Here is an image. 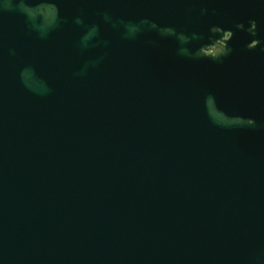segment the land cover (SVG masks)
Masks as SVG:
<instances>
[{"label": "water", "instance_id": "obj_1", "mask_svg": "<svg viewBox=\"0 0 264 264\" xmlns=\"http://www.w3.org/2000/svg\"><path fill=\"white\" fill-rule=\"evenodd\" d=\"M0 264H264V0H0Z\"/></svg>", "mask_w": 264, "mask_h": 264}]
</instances>
